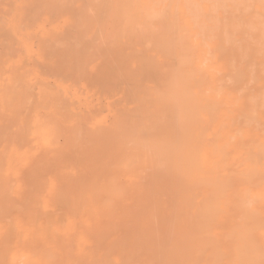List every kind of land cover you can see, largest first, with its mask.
I'll use <instances>...</instances> for the list:
<instances>
[{
	"label": "bare ground",
	"instance_id": "6f19581e",
	"mask_svg": "<svg viewBox=\"0 0 264 264\" xmlns=\"http://www.w3.org/2000/svg\"><path fill=\"white\" fill-rule=\"evenodd\" d=\"M0 264H264V0H0Z\"/></svg>",
	"mask_w": 264,
	"mask_h": 264
}]
</instances>
